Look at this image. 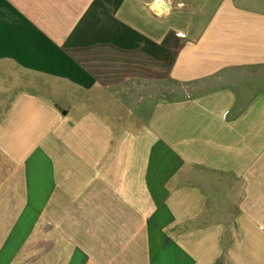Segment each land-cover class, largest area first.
I'll use <instances>...</instances> for the list:
<instances>
[{
    "label": "crops",
    "instance_id": "1",
    "mask_svg": "<svg viewBox=\"0 0 264 264\" xmlns=\"http://www.w3.org/2000/svg\"><path fill=\"white\" fill-rule=\"evenodd\" d=\"M246 1L0 0V264H264Z\"/></svg>",
    "mask_w": 264,
    "mask_h": 264
},
{
    "label": "rangeland",
    "instance_id": "2",
    "mask_svg": "<svg viewBox=\"0 0 264 264\" xmlns=\"http://www.w3.org/2000/svg\"><path fill=\"white\" fill-rule=\"evenodd\" d=\"M178 2H179V0H176V3H178ZM233 2H234V4L237 3V2H239L238 4H240V5H248V4L251 3V2H247L246 0H233ZM229 6H230V8H232V4L231 3H230ZM254 6H255V8L257 10L258 9V6H259V3L258 2H254ZM189 9L192 10L193 8H189ZM227 12L229 13V11H226L225 12L226 15L229 16ZM243 30H244V33L246 35H249L250 34V33L247 32V28L246 27H244ZM248 31L251 32V28ZM255 35L258 37L257 40H259V41H256V43H257V49L261 50L262 53H264V16H263V18H261L257 22V29H256V32H255ZM248 47H249V44H246L245 48L248 49ZM247 81H249V80L248 79L244 80V85L245 86L246 85L247 86H250V83L247 82ZM260 82L261 83H264V78H261Z\"/></svg>",
    "mask_w": 264,
    "mask_h": 264
}]
</instances>
